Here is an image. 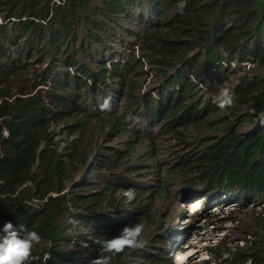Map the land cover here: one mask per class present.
I'll list each match as a JSON object with an SVG mask.
<instances>
[{"label":"trees","instance_id":"1","mask_svg":"<svg viewBox=\"0 0 264 264\" xmlns=\"http://www.w3.org/2000/svg\"><path fill=\"white\" fill-rule=\"evenodd\" d=\"M179 3L0 0V227L43 237L29 264H87L91 238L134 223L144 246L112 264H175L160 199L194 186L264 201V0ZM249 215L242 244L184 264H264V213Z\"/></svg>","mask_w":264,"mask_h":264},{"label":"rangeland","instance_id":"2","mask_svg":"<svg viewBox=\"0 0 264 264\" xmlns=\"http://www.w3.org/2000/svg\"><path fill=\"white\" fill-rule=\"evenodd\" d=\"M164 150L165 148L162 147L159 157L163 158V162L168 163L170 160L167 159ZM153 179L154 176H146L141 180L149 185L154 182ZM170 183L172 190L177 192L184 188V184H180L175 179ZM193 188L185 189L178 195L172 194L165 201L160 199L163 209L159 220L164 227L170 228L168 234L170 242L166 248L175 264H184L189 259H205L208 257L207 248L216 246L222 241H225L229 248L242 244L244 236H247L245 233L248 230L247 224L252 220L249 215L250 209L264 213V201H243L224 193L208 198L206 193L196 192ZM154 195L158 196V194ZM195 199H200L202 209L188 216L191 207L189 203ZM165 210H168L169 214ZM189 243L193 248H186L185 245ZM188 249L189 252H186Z\"/></svg>","mask_w":264,"mask_h":264},{"label":"clouds","instance_id":"3","mask_svg":"<svg viewBox=\"0 0 264 264\" xmlns=\"http://www.w3.org/2000/svg\"><path fill=\"white\" fill-rule=\"evenodd\" d=\"M186 6V0H180L178 8L181 10ZM214 103L221 110L231 108L234 105V95L229 88H222L214 98ZM260 126L264 127V111L258 115ZM137 192L133 188L123 191V197L127 203L136 199ZM188 216H191L189 214ZM69 226L66 235L75 238L80 235L81 221L75 217L67 219ZM144 232L142 223L125 225L118 235L110 238H91L96 246V256L88 260L87 264H112L113 259L123 253L125 249H139L144 246L141 239ZM43 237L35 230H30L24 224L18 227L11 221H6L0 227V264H29L33 249L42 242ZM84 244V247H87ZM44 264L52 259L51 253L44 254Z\"/></svg>","mask_w":264,"mask_h":264},{"label":"bare ground","instance_id":"4","mask_svg":"<svg viewBox=\"0 0 264 264\" xmlns=\"http://www.w3.org/2000/svg\"><path fill=\"white\" fill-rule=\"evenodd\" d=\"M189 206H191L190 209L188 210V213L190 214H193V213L195 214L196 212L200 211L201 210L200 199L193 200V202L189 203ZM185 246L186 248H193L191 243L186 244ZM186 252H189V249L186 250Z\"/></svg>","mask_w":264,"mask_h":264}]
</instances>
